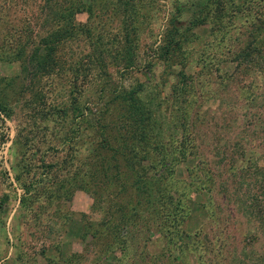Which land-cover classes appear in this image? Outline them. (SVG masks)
<instances>
[{"label":"rangeland","instance_id":"374dc122","mask_svg":"<svg viewBox=\"0 0 264 264\" xmlns=\"http://www.w3.org/2000/svg\"><path fill=\"white\" fill-rule=\"evenodd\" d=\"M62 2L74 4L73 24L80 34L67 28V34L50 46L45 69L37 70L28 56L41 37L60 26L52 11ZM218 2L0 0V91L11 110L0 113V264H264V235L254 218L256 211L247 217L237 212L260 198V176L248 165L257 160L259 168L264 166V135L255 141L250 135L264 121L257 120L259 104L254 100L261 93L264 103V66L254 58H234L247 35L264 27V0H222L217 9ZM132 6L139 29L135 41L132 35L125 37ZM170 21L179 35H185L175 51L179 57L166 50ZM63 26L65 30L68 23ZM257 39L264 49V30ZM125 45L131 49L130 66L119 54ZM181 75L190 80L182 84ZM140 83L168 101L160 106L166 125L163 139L167 144L173 140L168 156H178L175 142L182 140L178 108L173 106L178 92L190 102V113L195 109L204 117L196 123L203 145L212 142V132L206 129L211 117L235 123L228 124L227 134H215L219 148L237 140L239 132L248 140L243 167L234 173L228 169L221 176L226 180L222 188L216 167L221 151L206 147L200 152L195 142L187 145L185 158L173 166L175 182L166 178V188L173 187L171 195L181 201L177 223L183 232L182 240L169 235L175 242L167 252L163 250L168 241L152 228L145 233L123 229L121 236L131 245L126 253L113 237L116 250L102 248V239H91L89 228L99 224L104 233L116 234L124 227L117 212L107 215V203L94 208L85 175L93 127L106 101ZM107 111L111 120L120 108L115 113L109 103ZM110 197L106 195L107 202ZM147 213L144 209L139 214Z\"/></svg>","mask_w":264,"mask_h":264},{"label":"trees","instance_id":"16d2710c","mask_svg":"<svg viewBox=\"0 0 264 264\" xmlns=\"http://www.w3.org/2000/svg\"><path fill=\"white\" fill-rule=\"evenodd\" d=\"M119 1L121 2L122 0ZM221 1L222 0H219V2ZM219 2L217 3V9L220 6ZM64 3L65 2L60 3L61 5L52 11V14L57 17L56 20L60 26L57 27L53 33L41 37L38 45H34L28 56L29 60L35 63L34 68L37 70L45 69L46 59L51 56L50 46L55 43V39H60L61 34H63L62 37H64V34H67V28L76 29L78 33L80 32L78 27H75L73 24V22H75L74 13L72 11L74 4L62 5ZM75 4L78 5V3ZM231 5L236 6L233 1ZM75 8L74 12L79 13L78 7ZM84 9L87 11L85 7ZM128 11H130L129 18L131 20L129 22L130 28L126 29L125 37L129 38L130 35H132L135 41L138 40L137 35L139 34V29H137L135 23L137 17L136 10L132 6L131 9L129 7ZM88 12H91V10H88ZM46 18L47 23L49 15L46 14ZM67 23L68 27L64 30L63 25ZM170 25L171 29L166 32L165 38L166 50L172 51V57H179L175 51L180 49L179 45L182 43V39L185 35L178 34L180 31L175 27L172 21H170ZM223 29H225V26L221 23L220 32H222ZM262 30H264V27L253 29L251 31L253 33L247 35V38H249L247 43L245 45L243 44L239 52L234 55L236 61L241 60L242 62H247L252 60L251 58H254L258 66H264V49L261 47L262 41L257 39ZM257 31L259 32V36H253L258 34ZM130 53L131 49L127 45L119 52V54L129 62V66L132 64V54L130 55ZM167 56L168 58H172L170 55ZM182 56L183 53H181V57ZM179 80L184 84L188 82L190 78L187 75H181ZM190 86L191 85H189V87ZM180 90L184 92V87L182 85ZM185 93H187V88L185 89ZM160 94L161 93L156 91L144 90L143 83L116 92L112 101L111 99L106 101L108 105L101 111L99 121L93 127L94 139H92L91 147H89L91 150L88 151L89 164L87 165L85 175L87 180V193L93 199L95 209L99 208V204L107 203L105 205L107 215L111 212H117L120 218L124 219V222L122 221L121 223L124 227L119 228L116 234H113L114 232L104 233L99 229V224L91 223V226H89L92 230L90 232L91 239L97 242L102 239V248L109 251H115L117 248L112 243V237L115 239L117 238L118 242H120L121 252L126 253L128 248L131 247L130 243H128V238L121 236V231L125 228H131V231H133V229H139L143 233L150 228L162 232L164 239L168 241V249H164L163 252L169 251V246L175 242L168 239L170 234L177 235L179 237L178 240H182L183 232L180 230L179 223H177V217L182 213L181 201L175 199L171 195L173 187L169 189L166 188L168 184L166 178L169 176L170 181L175 182L173 180V166L177 164L178 161L185 158L183 153L184 150H187V145L193 146L195 142L200 152L205 151L206 147L211 148V151H221L216 166L219 170L218 176L220 177V184H218L219 188H222L223 183L226 181L223 180L221 176L225 175L228 169L231 173H234L236 171L239 172L240 168L243 167L242 163L246 150L244 146L248 144V140L244 139L245 137H243L242 132L238 133L239 138L233 143H225L223 147L220 148L217 146V141L220 140L217 139V137H220L223 132V135L227 134L228 130L231 129V126L228 124L234 120L228 119L227 122L224 121L221 123V118L211 117L209 119L211 123L207 124L206 129L212 132V142H209V145H203L202 140H200L203 135L199 133L196 123L200 118L204 117L199 115L198 111L195 109L192 113L187 110V107L191 104L181 97L180 92L175 94L173 106L177 105L178 108L180 116L179 130L182 140L175 142L178 156H168L166 153L167 146L172 143L173 140L169 141L168 139L167 144L163 139V130L166 125L164 123L165 119L163 118L162 111H160V106H163V104L168 105V101H164L161 96L158 97ZM262 97L263 95L260 93L257 94L254 99L255 103L259 104L257 105L259 109L256 112L257 120L264 117V103L263 105L260 103ZM112 102L115 103V106ZM109 103L110 109H114L115 113L116 109L120 108V112L117 113L115 117H111V120L108 116L109 111H107ZM191 103L195 104V101ZM9 111H11L9 103L4 96L1 95L0 91V113L7 115ZM245 124L247 126L250 125L248 120ZM260 124H262V126L256 125L257 131L253 130L250 132V135L253 136L252 141H255L256 137L260 138V134L264 135V121H261ZM167 126H169L168 123ZM247 131H249V129ZM215 134L217 135L216 138ZM226 152H228V155ZM262 152L264 154V144ZM257 159L262 160L261 157ZM248 162H251V158L248 159ZM203 164L206 166V173L209 172L208 163L204 162ZM251 164L252 165H248V168L253 167L254 171H256L254 174L260 176V198H258V203L256 205L250 207V205H252L251 203H249V206H244L243 204L240 212H237L241 214V216L247 217V213L253 215L252 211L255 210L254 218L258 222L259 227H261L264 235V166L259 168L257 160ZM201 166L202 164L199 163V167ZM232 169L234 171H232ZM159 171L162 173L155 176L154 174ZM251 172L253 173V171ZM108 194L109 197H111L107 202L108 199L106 195ZM113 198H117V200H113ZM171 204L173 208L170 206ZM166 205H168V208ZM233 205H235L234 202ZM144 209H148V215L146 217L139 214ZM171 229L175 232H170ZM107 239L109 241H106ZM204 246L209 248L208 244Z\"/></svg>","mask_w":264,"mask_h":264}]
</instances>
